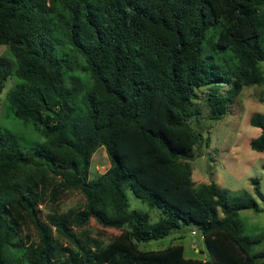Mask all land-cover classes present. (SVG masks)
<instances>
[{
  "label": "trees",
  "instance_id": "obj_1",
  "mask_svg": "<svg viewBox=\"0 0 264 264\" xmlns=\"http://www.w3.org/2000/svg\"><path fill=\"white\" fill-rule=\"evenodd\" d=\"M0 45L12 57H0V93L13 77L6 106L43 138L23 149L16 132L0 131V264L264 258L252 253L264 233L246 234L239 215L258 211L256 199L245 190L231 198L214 182L196 185L188 163L201 138L191 124L200 114L195 89L214 84L206 102L210 119H219L244 86L264 85V0H0ZM75 61L85 78L73 75ZM221 82L231 83L224 94L216 90ZM249 122L260 129L250 148L262 152L264 113ZM100 146L110 165L91 179ZM251 182L262 199L258 180ZM47 184L54 202L79 189L83 207L47 222L39 210ZM126 188L157 208L159 219L129 210ZM91 218L121 232L105 245L75 232ZM190 224L200 228L211 260L185 257L180 244L138 247ZM51 225L68 242L63 253ZM24 226L36 232L35 243L24 242Z\"/></svg>",
  "mask_w": 264,
  "mask_h": 264
},
{
  "label": "rangeland",
  "instance_id": "obj_2",
  "mask_svg": "<svg viewBox=\"0 0 264 264\" xmlns=\"http://www.w3.org/2000/svg\"><path fill=\"white\" fill-rule=\"evenodd\" d=\"M212 31L213 29L210 30V34ZM212 42L213 40L209 39L206 43L205 55L209 53ZM1 56L12 60L6 45H0ZM214 61L217 62L219 59L215 57ZM261 68L264 71V62L261 63ZM75 74L85 78L82 61L74 62L73 75ZM66 81H69V77ZM84 83H87V80ZM12 85L13 77H9L0 93V131L16 132L20 136V146L25 149L43 138L33 124L14 117L7 108L5 99ZM230 85L231 83H218L216 90L224 94ZM213 86L214 84H208L195 89L192 105L198 107L200 114L192 119L191 124L200 133L201 138L193 147V156L188 159L191 179L196 185L214 182L219 187L227 189L231 198L238 196L244 190L250 193L256 199L259 210H240V220L245 225L246 234H262L264 233V151L257 152L250 148V139L256 137L260 129L252 126L249 118L256 112L264 113V85L244 86L229 104L225 114L219 119H210L206 100L213 92ZM109 165L104 147H98L91 157L89 178L93 179L97 174L105 172ZM252 179L258 180L262 199L255 193ZM50 186L51 184H47L42 187L39 200L40 215L47 222H50V217L53 215L67 214L69 211L83 207L84 197L79 189L62 191L58 200L54 202L49 197ZM126 196L129 210L136 209L148 213L151 222L159 219V210L150 208L137 198L131 189L126 188ZM51 226L57 246L63 253L65 251L62 249L68 246V242L59 235L54 225ZM75 232L95 240L99 245H105L121 230L103 227L91 218L85 226L75 228ZM22 237L24 242L37 241L36 232L31 226L23 227ZM175 244L182 245L183 254L187 258L211 260L202 232L193 224L181 225L169 235L157 240L138 242V247L142 250H156ZM259 251H264V241L252 247V253ZM258 262L264 264V258L259 259Z\"/></svg>",
  "mask_w": 264,
  "mask_h": 264
}]
</instances>
